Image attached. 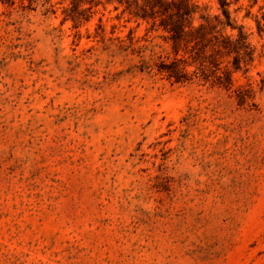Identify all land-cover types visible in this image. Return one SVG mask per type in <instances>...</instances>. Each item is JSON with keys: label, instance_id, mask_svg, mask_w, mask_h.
I'll use <instances>...</instances> for the list:
<instances>
[{"label": "rangeland", "instance_id": "374dc122", "mask_svg": "<svg viewBox=\"0 0 264 264\" xmlns=\"http://www.w3.org/2000/svg\"><path fill=\"white\" fill-rule=\"evenodd\" d=\"M15 1H0V264H264V0L230 8L257 48L233 73L252 110L142 70L172 49L122 8L75 22L71 0ZM191 1L197 22L221 13Z\"/></svg>", "mask_w": 264, "mask_h": 264}, {"label": "trees", "instance_id": "16d2710c", "mask_svg": "<svg viewBox=\"0 0 264 264\" xmlns=\"http://www.w3.org/2000/svg\"><path fill=\"white\" fill-rule=\"evenodd\" d=\"M2 3L15 4V0H0ZM72 7L67 9V18L81 22L83 13L100 4H111L116 10L122 8L129 20L137 23L144 21L152 30H161L163 38L172 49L173 58L168 54L158 62L143 61L142 70H156L174 83H184L193 79L211 83L229 92L240 106L257 108L256 91L252 84L234 88L233 73L249 71L257 54V48L250 41V34L233 16L231 6L239 0H219L221 13L211 16L207 13L196 14L199 6L191 0H71ZM257 2V0H254ZM88 8H83L84 5ZM264 20V14H263ZM261 33L264 23L256 19ZM230 29V30H229ZM236 31V32H235ZM189 67H194L190 72Z\"/></svg>", "mask_w": 264, "mask_h": 264}]
</instances>
